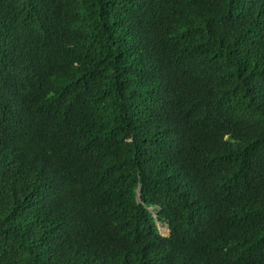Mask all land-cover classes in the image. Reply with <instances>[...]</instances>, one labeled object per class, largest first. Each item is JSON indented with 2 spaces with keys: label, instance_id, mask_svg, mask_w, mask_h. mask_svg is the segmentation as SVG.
I'll use <instances>...</instances> for the list:
<instances>
[{
  "label": "trees",
  "instance_id": "obj_1",
  "mask_svg": "<svg viewBox=\"0 0 264 264\" xmlns=\"http://www.w3.org/2000/svg\"><path fill=\"white\" fill-rule=\"evenodd\" d=\"M0 264H264V0H0Z\"/></svg>",
  "mask_w": 264,
  "mask_h": 264
},
{
  "label": "rangeland",
  "instance_id": "obj_2",
  "mask_svg": "<svg viewBox=\"0 0 264 264\" xmlns=\"http://www.w3.org/2000/svg\"><path fill=\"white\" fill-rule=\"evenodd\" d=\"M160 230H161V232H162L163 234H166V235H167V234L169 233V229H168L167 226H163V225H161Z\"/></svg>",
  "mask_w": 264,
  "mask_h": 264
},
{
  "label": "water",
  "instance_id": "obj_3",
  "mask_svg": "<svg viewBox=\"0 0 264 264\" xmlns=\"http://www.w3.org/2000/svg\"><path fill=\"white\" fill-rule=\"evenodd\" d=\"M161 227V226H160Z\"/></svg>",
  "mask_w": 264,
  "mask_h": 264
}]
</instances>
